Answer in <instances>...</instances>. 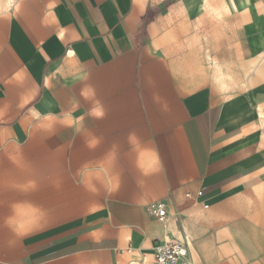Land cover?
Wrapping results in <instances>:
<instances>
[{"label": "crops", "instance_id": "0c3cea01", "mask_svg": "<svg viewBox=\"0 0 264 264\" xmlns=\"http://www.w3.org/2000/svg\"><path fill=\"white\" fill-rule=\"evenodd\" d=\"M165 241L264 264V0H0V264Z\"/></svg>", "mask_w": 264, "mask_h": 264}, {"label": "built area", "instance_id": "2783aa9c", "mask_svg": "<svg viewBox=\"0 0 264 264\" xmlns=\"http://www.w3.org/2000/svg\"><path fill=\"white\" fill-rule=\"evenodd\" d=\"M146 210L159 222L166 220L167 210L162 201L150 203ZM153 264H189L187 245L180 241H165L156 244L153 248Z\"/></svg>", "mask_w": 264, "mask_h": 264}]
</instances>
